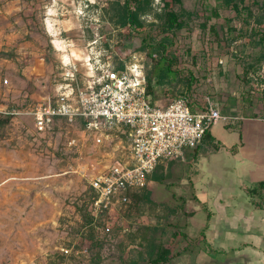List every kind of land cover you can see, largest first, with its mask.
Segmentation results:
<instances>
[{"label": "rangeland", "instance_id": "obj_1", "mask_svg": "<svg viewBox=\"0 0 264 264\" xmlns=\"http://www.w3.org/2000/svg\"><path fill=\"white\" fill-rule=\"evenodd\" d=\"M180 1L172 6L193 15L183 28L164 32L155 15L163 0H154L142 30L110 20L116 0H0V108L17 110L52 94L62 58L77 60L84 73L90 72L88 62L98 67L134 56L146 71L154 70L159 55H150L149 44L169 36L182 80L158 89L157 101L166 104L185 94L193 109L213 102L228 117L214 130H224L230 142L244 127L243 154L253 160H237L235 151L220 143L186 147L188 158L179 168L186 174L183 185L167 178V189L159 183L148 200L133 197L97 227L88 222L90 181L128 155L124 135L112 131L97 144L80 124L38 133L28 116H11L0 125V264H247L244 243L255 239L246 224L235 234L207 240L198 224L204 216L192 220V204L215 210V203L202 192L198 199L189 194L190 177L198 189L224 188L222 194L237 208L255 201L264 209V186H259L264 141L251 131L258 122L248 120L264 118V43L259 40L264 25L246 23L244 9L264 0H246L238 10L221 0ZM207 245L222 252L214 254ZM156 257L159 262L151 260Z\"/></svg>", "mask_w": 264, "mask_h": 264}, {"label": "built area", "instance_id": "obj_2", "mask_svg": "<svg viewBox=\"0 0 264 264\" xmlns=\"http://www.w3.org/2000/svg\"><path fill=\"white\" fill-rule=\"evenodd\" d=\"M61 62L52 94L23 103L17 110L0 108V113L28 116L38 133L80 124L97 144L104 143L112 131L124 135L128 155L90 181L86 206L97 227L132 204L134 194L149 186V177L159 165L184 159L186 147H199L206 132L228 118L211 101L193 109L185 94L166 104L151 102L145 65L136 56L128 62L105 60L96 68L88 62V73L82 72L77 60L62 58ZM3 82L8 84V78Z\"/></svg>", "mask_w": 264, "mask_h": 264}, {"label": "crops", "instance_id": "obj_3", "mask_svg": "<svg viewBox=\"0 0 264 264\" xmlns=\"http://www.w3.org/2000/svg\"><path fill=\"white\" fill-rule=\"evenodd\" d=\"M11 70L16 71L15 68ZM248 120L258 122L256 126L257 128L253 127L251 131L256 134L255 137H257L258 141H264V134L262 132L263 122L261 120H256V119H248ZM215 125H217V123ZM213 127H211L209 131L214 138L212 140L205 138L203 143L209 142L211 145H213L214 143H220L222 147L225 149L228 150L233 149L235 151L233 156L237 160H240L242 162L253 160L252 158L248 157L246 154H243L244 151H246L247 149L246 148L247 131L244 130V127H242V131L240 133L239 138L233 139V141L230 142H228L230 140L229 134L224 135V130H221V132L218 133L217 131L214 130ZM190 155L192 156V154ZM187 158L188 157L186 156L182 160L179 159L172 160L169 161L168 163L159 165L157 169L149 177L150 180L149 186L146 188V190L145 189L143 190L145 191L143 194L146 195L144 198L148 200L149 197H152L155 187L159 183H160L159 185L163 184L165 188L167 186L166 183L167 178L171 177L173 178L174 182L177 183V185H183L184 180L186 178V174L184 170L179 168L183 167L184 164L182 163H185ZM195 159H197V156H195V158H193L192 161ZM190 180L192 183V189L189 194L193 198L198 199L200 193L202 192L204 195L207 196V200H212L215 203L214 206L215 210L210 209L207 203H201V202L198 203V201L197 203L191 205L192 211H194L192 216L193 221H197V217H199V215L204 216V219L199 221L198 224L201 225L200 230L202 231V233H205L206 239L209 240V237L213 239H217L225 235L235 234L237 232V229H240L241 224L244 223L248 227L247 228L248 236H252L255 239L254 241L244 243L245 245H247L246 248H249L245 252V258L247 260V264H260L262 261V259L260 258H264V227H263L264 217L262 216V211L264 209H262V205L254 201V204H251L250 202L249 203L246 202L247 204L246 203L242 204L243 206H241V209L237 208L238 206H233L232 203L230 204L226 200L225 196L222 194V190H224V188H220L216 191L213 190L209 191L207 189H198L197 186L195 185V182H193L194 180H192L191 177ZM263 180L264 179L259 180V182ZM165 189H167V187ZM231 206L234 209L233 208L231 209ZM244 206L246 207L249 206L248 208L249 210L247 209L245 210ZM199 225L198 226L196 225V229H195L196 231ZM146 232H150L149 225L146 228ZM208 247L213 249L214 254L215 253L218 254V252H220V250H217V248L212 245ZM223 264H236V263H230V262L228 263L223 261Z\"/></svg>", "mask_w": 264, "mask_h": 264}, {"label": "trees", "instance_id": "obj_4", "mask_svg": "<svg viewBox=\"0 0 264 264\" xmlns=\"http://www.w3.org/2000/svg\"><path fill=\"white\" fill-rule=\"evenodd\" d=\"M223 4L233 6L237 10L239 5L245 3L246 0H221ZM154 0H116V8L111 16V21L120 28L131 27L134 30H142L145 26L144 16L152 10ZM172 2L181 3L180 0H163V9L157 12L155 15L158 21L161 23V27L164 32H170L176 29H181L186 25L185 19L191 17L193 12L185 9L176 10L172 6ZM251 6H246L244 9L247 11L246 23H250L253 19L257 25H264V2L254 1ZM254 6L259 10L258 14H254ZM216 14V12H215ZM261 43H264V32L259 38ZM172 40L169 36L161 38L158 42L149 44L151 48L150 55H159L154 64V70H147V95L151 102H155L158 99V89H161L167 85H171L173 80L181 81L180 73L174 69V60L177 58L175 52L171 50ZM147 44L143 47L146 48ZM261 58H264V53L261 54ZM182 78V77H181ZM193 75H189L187 79V86L190 88L193 82ZM11 119V116L0 118V125H5ZM205 138L212 140L214 137L208 130L205 134ZM198 148V147H197ZM259 186H264V180L259 182ZM134 194L133 197L144 198L146 195ZM90 223H93V218L90 217ZM152 261L159 262L160 258L156 257L151 259Z\"/></svg>", "mask_w": 264, "mask_h": 264}]
</instances>
